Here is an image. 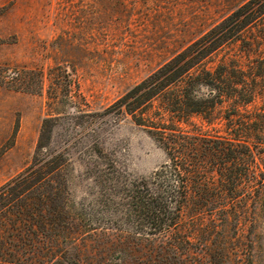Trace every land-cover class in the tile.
I'll return each mask as SVG.
<instances>
[{"label": "rangeland", "instance_id": "obj_1", "mask_svg": "<svg viewBox=\"0 0 264 264\" xmlns=\"http://www.w3.org/2000/svg\"><path fill=\"white\" fill-rule=\"evenodd\" d=\"M245 1L0 0V71L22 78L18 88L0 84V188L32 163L45 175L0 200V264H264L257 185L237 229L207 233L219 220L188 205L176 235L133 231L128 183L167 155L114 104ZM192 120L211 134L220 126ZM252 167L259 177L264 156Z\"/></svg>", "mask_w": 264, "mask_h": 264}, {"label": "trees", "instance_id": "obj_2", "mask_svg": "<svg viewBox=\"0 0 264 264\" xmlns=\"http://www.w3.org/2000/svg\"><path fill=\"white\" fill-rule=\"evenodd\" d=\"M231 44H239L238 53L228 52ZM7 74L1 69L0 84H22L19 72ZM114 104L150 128L167 155L149 177L128 183L123 208L133 231L176 235L188 205L197 216L209 210V217L219 220L207 233L237 229L249 212L246 190L256 185L264 190V170L257 177L252 169L255 156H264V0L238 5ZM195 116L219 129L213 134L197 129ZM48 122L45 118L42 133ZM33 165L0 188V200L7 190L18 196L45 180ZM214 170L217 177L210 174ZM192 228L205 230L196 223Z\"/></svg>", "mask_w": 264, "mask_h": 264}, {"label": "clouds", "instance_id": "obj_3", "mask_svg": "<svg viewBox=\"0 0 264 264\" xmlns=\"http://www.w3.org/2000/svg\"><path fill=\"white\" fill-rule=\"evenodd\" d=\"M198 87H202V88H204V89H209V88H210V86H208V85H200V86H198ZM207 98H208V97H204V99H207ZM193 99L199 101V100L201 99V97L197 96V95L194 93V94H193Z\"/></svg>", "mask_w": 264, "mask_h": 264}]
</instances>
